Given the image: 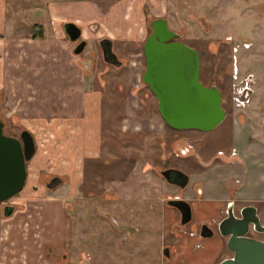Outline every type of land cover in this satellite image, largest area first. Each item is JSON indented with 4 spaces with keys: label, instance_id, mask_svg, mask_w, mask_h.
I'll return each mask as SVG.
<instances>
[{
    "label": "rangeland",
    "instance_id": "rangeland-1",
    "mask_svg": "<svg viewBox=\"0 0 264 264\" xmlns=\"http://www.w3.org/2000/svg\"><path fill=\"white\" fill-rule=\"evenodd\" d=\"M6 3L3 31L14 36L31 37L33 24L41 23L50 35L57 30L73 48L63 28L64 21L81 18L83 25L101 24L98 32H85L89 38L86 54L94 58V65L84 68L95 74L93 80L102 93L100 154L86 160L77 188L71 190L67 177H64L66 183L55 190L47 189L44 184V179L60 174L64 168L58 161H52L57 160L53 157L55 153L64 150L60 131V123L64 121L63 116L57 115L58 106L65 101L59 99L62 94H14L9 81L0 82V114L6 123L5 131L19 136L21 129H28L37 141V152L28 163V184L16 199L5 201L20 205L8 222L11 238L9 245L4 246V251L17 257L14 260L19 259L22 264H58L54 258L49 261L39 255L44 252L49 256L50 250L57 252V256L68 252L67 264H84V257L89 264H164L162 249L168 244H162L160 238L162 211L147 210L151 205H141L140 209L137 202L131 205L123 195L131 171L144 162L166 184L170 182L161 170L169 167L179 168L191 177L182 193L171 189L162 192L166 205L168 199L177 196L190 202L198 194L194 183L202 187L203 194L200 191L198 197L204 200L190 202L191 222L181 224L179 212L175 222L179 230L192 225L199 229L202 223L197 221L195 210L208 203L210 194L227 198L229 192L239 187L241 194L233 193L236 213L242 206L256 205L264 224V0H6ZM157 16L166 17L170 26L182 33V40L200 52L202 81L216 84L222 91L227 116L210 131L174 129L167 123L163 131H157L125 120L128 99L139 101L142 117L161 115L156 95L142 79L146 68L143 45L152 31L150 21ZM123 25L129 31L125 37L118 38L114 30ZM109 34L116 40L119 56L126 61L120 67L106 63L96 43L97 37ZM135 37L138 38L133 40ZM91 49L94 53L89 52ZM136 60L139 68L130 76V64ZM132 87L137 94H132ZM62 110L65 112L64 107ZM251 144L242 162L223 164L224 160L233 161V158L221 155V150L227 153L236 146L239 155L234 159L237 160L242 148ZM43 165L46 169L40 177L41 183L34 173ZM215 169H221V178ZM114 187L119 191H114ZM69 191H73L69 198L71 208L65 209V213L58 211L55 204L51 208L62 222L61 234L67 236H60L59 243H44L39 222L33 220L30 215L33 212L22 201L45 205L36 198L59 197L68 195ZM155 204L158 206L160 202L155 200ZM133 206L135 211L131 209ZM227 210L228 207L219 214L210 213L209 222L213 223L215 233L208 238L210 245L195 246L200 252L212 249V253L218 254L221 250L217 241L221 239L227 256L232 255L219 223L214 224L227 215ZM249 234L264 239V231L251 229Z\"/></svg>",
    "mask_w": 264,
    "mask_h": 264
},
{
    "label": "crops",
    "instance_id": "crops-1",
    "mask_svg": "<svg viewBox=\"0 0 264 264\" xmlns=\"http://www.w3.org/2000/svg\"><path fill=\"white\" fill-rule=\"evenodd\" d=\"M6 12V0H0V82L8 83L9 81L10 90L14 94H62V97L60 96L59 99L61 98L65 101L64 104L60 103V106H58L57 109L60 108V110L57 112V115L63 116L62 120L64 124L60 120L62 122L60 123V126H62L60 131L61 136L64 138V142L62 143L64 150L62 153L60 151L55 153L53 157L57 160L52 161H58L64 166L60 175L70 180L69 185L73 187L71 190L75 189L79 185L82 174L84 173V163L86 160L90 158L94 159L100 154L102 93L97 90L93 80L96 76L92 72L89 73L84 69L79 57L74 53L72 46L57 30H53V35H50L43 26L42 34L35 36L33 33L31 37L20 34L14 36L3 31V21ZM75 19L82 21L81 18ZM114 31L118 34V38H123L125 34L127 35L129 28L126 29L123 25V28L118 29V31L115 29ZM109 35L114 37L111 34ZM137 38L135 37L133 40ZM136 54L139 55V53ZM139 65L138 60L130 64V76L133 70L139 68ZM133 90L134 88L132 87V94H137ZM139 104V101L135 99H128L126 108L128 117L125 120L130 119V122L134 124H144L147 129L163 131L166 122L162 116L154 114L148 118L142 117L139 113ZM62 107H64L65 112H63ZM252 146V144L245 145L242 148L241 157L237 160L233 159V161L224 160L223 164L228 165L234 163L237 165L242 162L243 157L249 153ZM148 165L144 162L143 164L138 163L134 167L126 181L128 188L123 195L131 205L137 202L140 209L142 208L141 205H145V201H160L159 208L150 207L149 209H145L152 210L155 213H161L162 211L161 243L164 245L166 243L175 245L172 249L171 256L168 257L169 260L165 257L163 258V263L217 264L225 258L227 253L224 250V244H222L223 240L220 239L217 241L221 250L218 254L212 253L214 251L212 249H206L200 252L195 246L203 247L206 244L210 245L211 241H209V237H200L202 239H199L196 233L191 234V230H193L191 228L179 230L177 225H175L179 217V210L174 206L166 205L163 202L162 195L159 193L169 191V189L176 192L177 186L170 183L166 184L164 179L155 174ZM44 169L46 167L44 168L43 165L34 173L39 178V181ZM214 171L219 178L222 177L219 170L215 169ZM29 175L30 173L28 171L27 182L23 189L28 184ZM170 185L176 187V189H172ZM40 187L39 185L38 190L41 189ZM23 189L14 197L15 199L22 194ZM241 191L242 189L240 187L237 188L235 191V193L237 192L236 195H240ZM230 194L229 192L227 198H222V195L210 194L208 200H206L208 203L202 207L199 205L195 210L197 221L208 222L210 221L211 212L219 214L221 210H225L226 202L230 200ZM68 196L70 194L59 195V197L49 195L48 198L43 199L37 197L36 200L40 198L38 200H43L46 203L40 206L36 202L32 203L29 201V203H26V201H22L33 212L30 214L33 216V220L39 222L41 226L40 237L44 243H52V241L59 243L61 241L60 236H63V234L64 236L66 235V233L61 234L62 231L60 228L62 222L52 213L51 208L55 204V206L57 205L58 211L63 210L65 213V202ZM191 200L197 203L204 199L202 196L198 197V195H195V197L192 196ZM240 201L242 202V200ZM243 201L246 200L244 199ZM10 203L16 206L14 212L9 216L0 214V229L2 228V235H0V264H22L19 259L14 260L17 257H13L11 252L8 250L4 251V246L7 247L9 245L8 243L11 238V228L8 222L18 212L20 206L19 204H14L12 200ZM131 209L135 211L134 206ZM167 239L170 241H166ZM39 255H42V259H49V256L44 252H39Z\"/></svg>",
    "mask_w": 264,
    "mask_h": 264
},
{
    "label": "water",
    "instance_id": "water-1",
    "mask_svg": "<svg viewBox=\"0 0 264 264\" xmlns=\"http://www.w3.org/2000/svg\"><path fill=\"white\" fill-rule=\"evenodd\" d=\"M152 31L148 34L143 54L146 68L143 81L150 87L158 100V108L164 121L176 129L196 128L210 131L219 126L227 116L223 107V94L216 84H206L201 79L200 52L182 40V33L173 29L164 16H157L150 21ZM64 29L71 41L78 40L82 28L74 21H66ZM107 44L103 47L104 59L116 66L123 61L113 51V43L105 37ZM83 39L75 47L80 53L86 46ZM5 121L0 117V203L16 196L25 186L28 175V162L37 151L34 135L23 129L21 139L7 134ZM165 179L184 188L190 176L176 167L161 170ZM49 187L61 182L54 177ZM181 213V224H187L193 218L191 203L180 196L168 200ZM1 207V204H0ZM4 215L13 213L15 206L6 204ZM219 230L227 237L228 248L232 255L217 264H264V239L250 235L251 229L263 232L261 216L256 205L242 206L236 213L230 204L227 215L219 222ZM215 230L208 224H202L200 236L211 237ZM168 256L170 252L167 250Z\"/></svg>",
    "mask_w": 264,
    "mask_h": 264
},
{
    "label": "flooded vegetation",
    "instance_id": "flooded-vegetation-1",
    "mask_svg": "<svg viewBox=\"0 0 264 264\" xmlns=\"http://www.w3.org/2000/svg\"><path fill=\"white\" fill-rule=\"evenodd\" d=\"M69 21H74V22H76L81 28H82V35H81V37L78 39V40H76V41H71L70 40V38H69V36H68V34H67V36H68V38H69V40L71 41V43H72V45H73V51H74V49H75V47L79 44V42L80 41H82L83 39H86V41H87V43H86V46H85V48H84V50L82 51V52H80V53H75L78 57H79V59H80V62L82 63V65L84 66V68H92L93 67V65H94V58L93 57H91L90 55H88V54H86V49H87V47H88V44H89V38L87 37V36H85V31H90V32H93V33H96V32H98V30L100 29V26H101V24L100 23H97V22H89L88 24H86L85 26L83 25V24H81L80 23V20H77V19H73V20H69ZM66 21H64L63 22V28H64V23H65ZM65 30V29H64ZM66 32V31H65ZM67 33V32H66ZM105 37H109L111 40H112V43H113V51L117 54V56L119 57V59H121V57L119 56V54H118V52L116 51V49H115V45H116V40L114 39V37H111L110 35H103V36H100V37H97L96 38V43H97V45L100 47V50H101V52H102V54H101V56H102V58L104 59V55H103V47H104V45H106L107 44V40H103ZM88 51V50H87ZM90 53H94V51L91 49L90 51H89ZM144 55V54H143ZM122 61H123V64L122 65H124L125 63H126V61L124 60V59H121ZM104 61L106 62V63H109V62H107L105 59H104ZM109 64H111V63H109ZM111 65H114V64H111ZM121 65V66H122ZM114 66H116V65H114ZM117 67H120V66H117ZM245 95V94H244ZM244 95H243V97H244ZM0 117H2L1 116V114H0ZM5 127H6V123H5ZM5 127H4V130H5ZM176 129V128H175ZM22 130L23 129H21L20 131H19V136H16V137H18V138H20L21 139V132H22ZM6 132V131H5ZM7 133V132H6ZM7 134H9V133H7ZM10 135H12V134H10ZM13 136H15V135H13ZM34 138H35V136H34ZM35 142H36V146H37V141H36V138H35ZM185 149V148H184ZM37 152V151H36ZM226 152V150H221L220 151V153H221V155H224V156H226L227 155V157H231V159L233 158H235V156H237V155H239L238 154V149L236 148V147H234V146H232L231 148H230V150H228L227 151V153H225ZM35 156V155H34ZM232 159V160H233ZM32 160V159H31ZM30 160V161H31ZM29 161V162H30ZM228 161H230V160H228ZM28 162V163H29ZM54 177H60L61 178V182L58 184V185H56V186H54V187H49V184H52L54 181H53V179H54ZM65 178L63 177V176H61L60 174H51L50 176H48L47 177V179H44V181H45V187L47 188V189H49V190H55L57 187H59L61 184H63V183H66V181L64 180ZM191 181V177H190V179H189V182ZM26 182H27V180H26ZM41 183H42V181H41ZM170 184H172V183H170ZM189 184V183H188ZM187 184V185H188ZM175 185V184H174ZM194 185H195V187H197V193L199 194V192L201 191V194H203V190H202V187L198 184V182H196V183H194ZM177 186V185H176ZM186 187V186H185ZM184 187V188H185ZM24 188V187H23ZM184 188H182V187H179V186H177V191H180L181 193L183 192V189ZM22 191V190H21ZM20 191V192H21ZM114 191H116V192H118L119 191V189L117 188H115L114 187ZM176 191V192H177ZM19 192V193H20ZM235 191L233 190L232 192H231V194H230V200L228 201V202H226V208L227 207H229V205L230 204H234V202H236L234 199H233V193H234ZM18 193V194H19ZM69 194H70V196H68V198H67V200H66V202H65V209H68V208H71V203L69 202V198L73 195V191L72 192H68ZM113 193V192H112ZM160 193V195H162V193L161 192H159ZM17 194V195H18ZM197 194V195H198ZM52 196V195H51ZM15 197V196H14ZM52 197H58V196H52ZM183 197V196H182ZM183 198H186V197H183ZM169 200V199H168ZM10 201V200H9ZM158 202H160V201H158ZM190 202H191V200H190ZM145 203V205H151V207H154V208H159L160 207V204L157 206L156 204H155V200H148V201H145L144 202ZM6 204H11V203H9V202H3L2 204H1V207H0V210H2V214H4L3 212H4V209H3V207H4V205H6ZM167 204H168V201H167ZM13 205V204H12ZM169 205V204H168ZM15 206V205H14ZM16 207V206H15ZM15 210V209H14ZM192 210H193V208H192ZM14 212V211H13ZM180 212V211H179ZM180 215H181V213H180ZM225 217V216H224ZM224 217H222L221 219L219 218V219H217V222H216V220L214 221V224L216 223V224H218ZM191 222V221H190ZM190 222H188V223H190ZM187 223V224H188ZM200 223H202V224H204V223H206V224H208L209 226H211L212 228H213V223L212 222H200ZM202 224H201V226L199 227V229H197V228H195L196 227V225H192V226H190V228L191 229H193V230H191V234H194V233H196L197 234V236H198V238L199 239H201L200 237H202V236H200V232L202 231ZM184 225H186V224H184ZM214 229V228H213ZM215 230V229H214ZM67 236V235H66ZM62 237V236H61ZM205 238V237H204ZM173 247H174V245L173 244H171V243H168V245H166V246H164L163 247V249H162V251L164 252V255H165V257L166 258H168V257H170L171 256V252H172V249H173ZM169 251L170 252V255H166L165 254V251ZM50 252V253H49ZM49 252H48V254H49V261H50V259L51 258H54L56 261H58L59 263L58 264H67L68 262H69V253L68 252H61L60 254H59V256H57L58 254H57V252H51L50 250H49ZM84 264H89V262L88 261H86V257H84Z\"/></svg>",
    "mask_w": 264,
    "mask_h": 264
},
{
    "label": "trees",
    "instance_id": "trees-1",
    "mask_svg": "<svg viewBox=\"0 0 264 264\" xmlns=\"http://www.w3.org/2000/svg\"><path fill=\"white\" fill-rule=\"evenodd\" d=\"M32 27H33V31H34V35L35 36H37L38 34H42L43 33V25L41 23H34ZM38 32H40V33H38Z\"/></svg>",
    "mask_w": 264,
    "mask_h": 264
},
{
    "label": "built area",
    "instance_id": "built-area-1",
    "mask_svg": "<svg viewBox=\"0 0 264 264\" xmlns=\"http://www.w3.org/2000/svg\"><path fill=\"white\" fill-rule=\"evenodd\" d=\"M243 95H241V97H242Z\"/></svg>",
    "mask_w": 264,
    "mask_h": 264
}]
</instances>
